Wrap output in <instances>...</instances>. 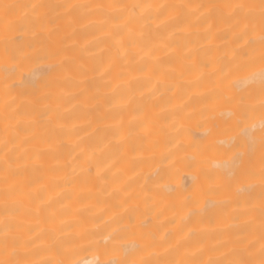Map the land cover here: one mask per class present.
<instances>
[{
  "label": "bare ground",
  "instance_id": "6f19581e",
  "mask_svg": "<svg viewBox=\"0 0 264 264\" xmlns=\"http://www.w3.org/2000/svg\"><path fill=\"white\" fill-rule=\"evenodd\" d=\"M2 2L0 260L5 240L21 264H105L134 241L154 242L136 264H259L262 0ZM133 4L152 7L129 22ZM225 4L247 5V35ZM218 96L248 99L239 125Z\"/></svg>",
  "mask_w": 264,
  "mask_h": 264
},
{
  "label": "snow or ice",
  "instance_id": "6c2138e0",
  "mask_svg": "<svg viewBox=\"0 0 264 264\" xmlns=\"http://www.w3.org/2000/svg\"><path fill=\"white\" fill-rule=\"evenodd\" d=\"M18 6L14 4L9 3H3L2 0H0V10L3 11L4 17L6 18L9 14H11ZM33 9H35L37 6L32 5ZM151 5H143V4H133L128 6L129 8V22L137 21L140 19H143L145 16V10L151 8ZM161 8L165 7L164 5L160 6ZM223 7L230 8L232 11L230 13V16L236 17V27H239L241 23L244 24V29L240 33L241 36L247 35L248 32L251 30L252 22L250 20L251 13L245 12V8L247 5L245 4H225ZM137 9H140L141 11L139 13L136 12ZM260 27H261V35L259 37L260 42L264 44V0L261 2L260 6ZM27 16V14H25ZM6 29L9 27V25H5ZM261 61L264 62V56L261 57ZM258 77L261 85H262V93H264V67H261L257 72L251 73V78ZM218 100H222L224 103H227L229 105H234L236 108V111H228L224 113V115L228 118H231L233 116H236V123L239 125L243 119L246 117L247 110L249 107V101L245 97H229V96H218ZM260 106L261 109L264 110V98L260 100ZM261 137H260V146L262 149H264V119L261 120ZM241 135L247 136L249 139L247 141L241 139L239 142L232 143L229 145L231 149H234L232 153V163L236 167H242L244 163V158L248 154V145L249 143L254 145V138L249 136V133L247 132V128L241 129ZM262 160H264V154H262ZM228 174H231L230 170ZM154 242L150 244H146L143 247L137 244L136 242H129L128 247H122L119 249V255H113L111 256L105 264H136V261L130 260L129 257L135 255L138 252H144L149 247H153ZM8 241L5 240L4 242V251L5 254L9 256L6 260H0V264H21L19 260L13 259L16 255V249L13 247L11 252H8ZM155 255V253H148V256L151 257ZM259 256L260 261L259 264H264V239H262L260 247H259ZM38 264H48L46 261H40ZM58 264H62V262H58ZM97 264H101L100 261H97ZM139 264H156V262L152 261L149 258L141 259ZM172 264H177L176 261H173ZM209 264H214L213 261H209ZM227 264H248L247 261H244L243 259H231L227 261Z\"/></svg>",
  "mask_w": 264,
  "mask_h": 264
}]
</instances>
